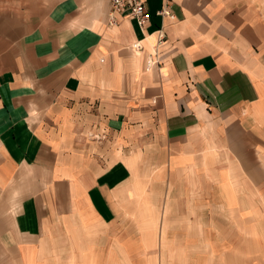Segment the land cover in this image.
Segmentation results:
<instances>
[{"label":"crops","instance_id":"obj_1","mask_svg":"<svg viewBox=\"0 0 264 264\" xmlns=\"http://www.w3.org/2000/svg\"><path fill=\"white\" fill-rule=\"evenodd\" d=\"M162 3L142 30L110 25V0H52L19 33L0 65V198H21L2 264H130L163 227L125 200L174 169L264 198V0H172L175 20Z\"/></svg>","mask_w":264,"mask_h":264},{"label":"rangeland","instance_id":"obj_2","mask_svg":"<svg viewBox=\"0 0 264 264\" xmlns=\"http://www.w3.org/2000/svg\"><path fill=\"white\" fill-rule=\"evenodd\" d=\"M51 4L52 0H0V65L19 48V33ZM176 171L170 183L145 182L149 192L131 193L125 200L132 225L163 227L159 232L146 231L143 245L130 242V264H264V198H259V206L248 195L240 202L228 190L203 183L198 175L186 179L180 169ZM131 188L137 189L134 184ZM203 191L209 197H195ZM15 201L11 206L9 198H0V253L2 244L5 253L11 238L13 206L21 198ZM237 204H242L241 211L235 209ZM138 233L132 231V237Z\"/></svg>","mask_w":264,"mask_h":264},{"label":"built area","instance_id":"obj_3","mask_svg":"<svg viewBox=\"0 0 264 264\" xmlns=\"http://www.w3.org/2000/svg\"><path fill=\"white\" fill-rule=\"evenodd\" d=\"M148 0H110L109 23L115 25L117 16L136 21L138 26L143 30L151 20V13L148 9ZM157 15L162 18L175 20L172 11V0H163L162 7L157 11ZM166 41V33L163 28L157 31L155 47H159Z\"/></svg>","mask_w":264,"mask_h":264}]
</instances>
